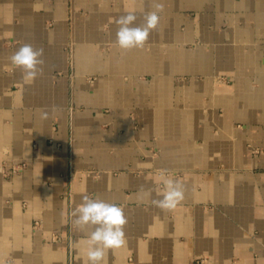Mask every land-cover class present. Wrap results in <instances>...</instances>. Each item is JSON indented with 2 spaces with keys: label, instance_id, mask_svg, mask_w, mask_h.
<instances>
[{
  "label": "crops",
  "instance_id": "obj_1",
  "mask_svg": "<svg viewBox=\"0 0 264 264\" xmlns=\"http://www.w3.org/2000/svg\"><path fill=\"white\" fill-rule=\"evenodd\" d=\"M155 2L145 46L120 49L115 20ZM83 194L127 218L106 264H264V0H0V264H85Z\"/></svg>",
  "mask_w": 264,
  "mask_h": 264
},
{
  "label": "clouds",
  "instance_id": "obj_2",
  "mask_svg": "<svg viewBox=\"0 0 264 264\" xmlns=\"http://www.w3.org/2000/svg\"><path fill=\"white\" fill-rule=\"evenodd\" d=\"M164 11V3L155 2L153 10L143 16L144 23L133 26L137 20L134 11H128L115 20L118 26L116 45L122 50L143 48L148 41L151 31L155 30L160 22V13ZM43 49H34L31 44L19 47L10 57V64L21 69L22 80L32 83L42 74L41 65L44 64ZM47 118V113L43 114ZM165 191L162 198L152 203L162 211H172L184 200L183 185L168 176L160 177ZM141 198L150 195L149 191L141 189ZM72 227L83 233L84 239L75 242L77 249L83 245L85 264H106L109 249H119L126 245L124 226L127 218L122 207L115 203H108L99 197L83 194L81 202L71 213Z\"/></svg>",
  "mask_w": 264,
  "mask_h": 264
},
{
  "label": "built area",
  "instance_id": "obj_3",
  "mask_svg": "<svg viewBox=\"0 0 264 264\" xmlns=\"http://www.w3.org/2000/svg\"><path fill=\"white\" fill-rule=\"evenodd\" d=\"M25 164H26L25 162H21V163L16 164L15 166L12 167L11 173H13V174L20 173L23 170V168L25 167Z\"/></svg>",
  "mask_w": 264,
  "mask_h": 264
}]
</instances>
